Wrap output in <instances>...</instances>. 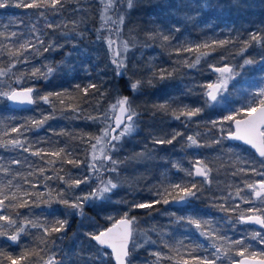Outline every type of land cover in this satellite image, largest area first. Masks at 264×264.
Instances as JSON below:
<instances>
[{"label":"trees","instance_id":"trees-1","mask_svg":"<svg viewBox=\"0 0 264 264\" xmlns=\"http://www.w3.org/2000/svg\"><path fill=\"white\" fill-rule=\"evenodd\" d=\"M16 2L17 0H9V7L0 8V32L23 33L22 42L30 33L31 24L35 22L45 34L46 44L54 40L62 47L55 51L44 52L42 55L36 54L35 51L26 53L30 62L17 64L9 76L0 78V90H9V86H4L6 81H10L16 88L22 86V83L16 82L13 73L20 75L34 67L45 72L47 66H51L55 70L47 79H35L32 83L41 95L64 93V104L61 105L58 100L52 98L53 104L40 101L31 108L16 110L10 107L6 97L0 96V140L6 141L19 136L22 140L26 139L33 150L42 148L45 152H52L65 149L66 152L71 153L68 159L76 160L77 164H61L57 158L45 156L42 159L32 155L31 152L0 146V163L9 167L11 173L19 172L22 176H27L30 181V183H25L19 177L0 172V186L12 179L14 184L27 185L31 187L32 193L42 194V196L33 195L31 198H26L29 199L28 207L5 209L4 212L14 219L19 217L18 223L24 218L46 222L59 217L72 221L65 232L53 233L47 237V243H41L42 233L36 228H29L26 234L22 233L18 244L0 237V252L13 257L25 251L39 253V255L29 256L24 264H44L52 255H55L60 264H65L66 253L74 250H81L85 254L95 251L94 241L84 239L81 234L74 237L76 220L71 216L66 217L68 209L58 202L57 193H62L65 199H72V193L76 188H68L57 179L46 161L57 159L55 169L65 179L69 177L82 179L90 175L92 173L89 169L90 146L86 136L83 141L79 137L85 134L98 136L107 125L113 126L115 116L111 106L124 96L130 99L139 115L134 117L135 131L126 137L127 143L123 151L125 158L120 163L123 169L120 173L123 186L112 196L115 204L111 208H104L100 213L94 212L99 228H107L117 220L118 214L125 209L121 201L154 200V195L150 190L164 188L163 185L154 184L160 177L163 176L165 180V176L169 173L170 176L177 175L179 170L173 166L175 164H179L182 169L192 170L195 161L199 158L208 162L209 167L213 168L210 175L212 184H203L202 177L189 176L190 180L186 182L197 183L198 187L203 184V191L198 193L197 197L192 198L194 209L197 210L188 213L193 215L194 219L217 218L216 224L222 231L227 234L232 232L230 233L231 239L250 236L252 230L264 232L262 229L247 224L234 225L230 230L224 218L228 216L235 219L236 213H224L215 206L222 202L215 200V197H219L223 192L234 191L239 184L243 185V180L246 178L251 183L264 179V177L250 172L232 175V172L246 165L238 163L231 153L223 148L229 146L228 141L226 143L221 141L220 144L212 143L217 139L213 135L214 127L210 123L215 118V111L211 109L212 102L205 103L207 97L203 87L207 85L210 78L218 79L220 75L210 65L215 67L229 65L237 74L231 86L228 87L226 99L233 101L236 96L248 97L250 91L255 92L254 87L257 85L255 82L257 83L264 75V43L251 41V46L246 51L241 52V49L245 42L250 41L251 33L264 34V0H207L214 7L199 14L196 9L188 8L187 5L201 4L204 0H138V6L126 13L122 30L118 33L113 30L117 27L116 25L111 21L106 24L102 19V0H70L65 10L58 14L46 11V17H39L36 9L15 7ZM108 15L115 20L117 14L109 12ZM186 15L194 16L195 19L187 20ZM73 20L77 21V25L74 26L71 23ZM49 22L60 24L61 27L55 30L48 29L46 24ZM174 27H179L180 31H173ZM155 29L163 30L165 34L170 35L171 43H166L159 38L149 40L147 33ZM78 33H83V35ZM110 34L116 36L115 41L118 45L123 40L129 41L130 50L127 52L129 71L125 77H118L114 74V65L111 64L112 52L108 49L106 39ZM221 40H227L230 43L224 46L217 45L215 51L202 48L201 51H209L210 54L202 56L200 63L195 67H188L184 62L192 63L198 53L181 51L178 54L176 51L180 48H195L196 45L212 44L213 41ZM133 42L135 47H131ZM15 43L16 38L4 40L0 37V44L11 47ZM245 59H252L255 63L241 67ZM10 62L11 58L7 51L0 49V67H7ZM160 69H165L172 74L166 75L163 80L152 76L153 71ZM129 77L142 81L152 79V85L144 83L139 91L133 92L127 87ZM89 84H95L96 88L89 89L87 93L76 88V85H79L80 89H84ZM165 102L168 103L170 109H178L187 105L189 107L201 106L204 111L195 117L194 121L197 124L194 125L186 117L181 116L177 120L171 111H161L155 107ZM206 105L208 107L205 108ZM73 108L79 110L73 111ZM48 116L51 118L47 119L42 127L22 129V135L11 132L12 127H20L28 121ZM89 116L98 117V119H87ZM191 130L199 134L197 139L202 145L211 146L189 147V142L185 141V133ZM5 131L9 133L8 136L3 135ZM174 132H181L183 135L172 144L159 145L153 142L155 139H170ZM194 149L195 151L204 150V153L201 151L203 154L195 158L192 154ZM248 152L255 161L260 160L251 150ZM140 153H144L147 158L133 159ZM14 159H19L22 163L20 165L11 164ZM255 166L259 170H264L260 169L259 163ZM40 167L46 169L45 176H53V179L38 178V174L28 175L30 171L35 172ZM181 175H184L183 171L178 173V176ZM49 189H51V195ZM62 189L63 192H61ZM246 191L248 190H245L242 195L251 198L247 197ZM238 202H240L241 209L251 207V204H245L238 199L228 201L233 205ZM256 204L258 205L259 201H256ZM164 206L167 207V204L160 203L152 209H143L141 212L133 211L138 219H147L149 223L145 230L139 229L140 232L147 233V236L142 235L144 239L150 238L156 243L143 242V246L133 252L132 264H156L153 252H160L164 257H173L172 259H161L159 264H177L180 256L186 257L185 251L179 249L177 245L179 238L186 234L182 223L178 225L169 223L170 220L167 218H163L160 222L161 215L158 213H161ZM86 209L91 208L86 207ZM144 210L148 212L143 213ZM153 213L157 216L156 218L150 216L153 217L150 221L148 215H153ZM179 217H183L182 214ZM7 230L11 231V229ZM79 243L85 244L86 247H80ZM164 243L178 249L180 255L164 247ZM251 250L264 251V245L253 241ZM4 264L8 262L5 260ZM106 264H115V262L110 258ZM220 264H230V261L223 259Z\"/></svg>","mask_w":264,"mask_h":264},{"label":"snow or ice","instance_id":"snow-or-ice-1","mask_svg":"<svg viewBox=\"0 0 264 264\" xmlns=\"http://www.w3.org/2000/svg\"><path fill=\"white\" fill-rule=\"evenodd\" d=\"M70 0H17L15 7L18 8H31L36 9L37 15L39 17H46V11H51L53 14H58L65 10L67 4ZM103 2V15L102 19L107 24L111 21L117 27L113 29L117 33L122 30V25L125 22L126 13L132 10L134 7L138 6V0H102ZM9 7V0H0V8ZM188 8H194L197 10L198 14L206 11L214 5L204 0L201 4H189ZM123 9V11L121 10ZM109 12L116 13V19L112 20V17L108 15ZM187 20H194V16L186 15ZM71 23L75 26L77 21L73 20ZM65 27L67 25H64ZM48 29L55 30L56 28L61 27L60 24L55 22H49L46 24ZM173 31L179 32V27H174ZM83 35V33H78ZM24 34H18L13 31L10 33L0 32V37H3L4 40H11L16 38V43L9 47L6 44H0V49L6 50L8 56L11 58V62L7 67H0V78L9 76V73L12 72V69L16 67L17 64H27L29 63L28 56L26 53L35 51L36 54L42 55L44 52L55 51L62 47L54 40H50L47 44L45 43L44 33L41 29L37 27V24L33 22L31 24V31L27 34V38L23 39L21 42V36ZM66 35V34H65ZM149 40H155L157 38L161 39L166 43H171L172 37L168 34H165L163 30L155 29L147 33ZM99 39V37H98ZM108 48L112 52L111 64L114 65V74L118 77H125L129 71L127 64V55L126 53L130 50V44L128 40H123L117 45L116 41L111 38L109 35L106 37ZM251 41L256 43H264V34L260 32L251 33L250 41L245 42L244 47L241 49V52L246 51L248 47L251 46ZM230 43L227 40L213 41L212 44H202L196 45L195 48L186 47L176 49L177 53L181 51L187 52H196L195 60L192 63L187 64L188 67H195L200 63L202 56L209 55V51H201V49H211V51L216 50V46H224ZM131 47H135V43L131 44ZM255 61L252 59H245L243 65H252ZM213 70L219 73V77L216 82L209 83L204 85L205 95L207 100L206 104L210 102H216L218 96L227 90L229 81L232 80L237 74L234 71V68L229 65L223 67H215L210 65ZM54 68L47 66L45 72H41L39 68H32L27 72H22L20 75L15 76L17 83H23L24 79H47L53 72ZM172 73L167 72L165 69H160L152 72V76L157 77L160 80H163L167 76H170ZM144 83L152 85V79L147 81H142L139 79H133L132 77L128 78L127 87L133 91H139ZM76 88L80 91L87 93L89 89H95V84H89L86 88L80 89L79 85H76ZM35 93V95H34ZM0 96L6 97L8 100L21 105H33L37 104L40 101H43L45 104H53V99L59 101L61 105L64 104V93L55 92L49 93L47 95L39 94L38 90L35 87L27 86L19 90L16 88H11L9 86L8 91L0 90ZM258 97V98H257ZM113 111L119 112V115L114 118L115 127L107 125L104 129L101 130L100 135L90 136L85 134L84 136L79 137L82 141L87 137V142L90 146V164L89 169L94 174L101 173V169L106 172L115 174V178L109 177L104 179L101 175L97 176L98 183L94 190L88 191L84 195H78L75 198L69 200L63 198L62 193H57L58 202L63 204L68 211L66 212V217L71 215H78L84 217L85 206L90 207H100L106 203L112 201V195L114 194L117 188L123 186V181L119 177V164L122 163L120 160L113 159L112 153L118 150V145L120 140L126 136L130 135L135 131V122L134 117L139 114L135 111L132 106V102L127 96L121 97L117 100L112 106ZM161 111H171L175 119L179 120L181 116L191 119L200 115L203 111L201 107H189L187 105L178 108L170 109L167 102L164 104L156 105ZM78 108H73V111H78ZM245 113L244 119H236L235 115H228L224 117V121H232L235 124L234 129H229L225 132L223 127H220V138L212 141L213 144H220L222 139L234 140L243 142L245 145L251 146L255 149L261 158L258 162L253 160L242 161L249 165L248 168L240 167L237 171L232 172L233 176L239 174H248L249 172L261 177H264V170H259L255 164L259 163L260 169H264V86L260 87L258 92L253 95L251 104L246 109H241ZM51 116L44 117L39 120H31L22 124L20 127H12V133H18L22 135V129L30 128H39L44 125L47 119ZM90 120H96L98 117H87ZM224 121H211L210 123L215 128L218 125H222ZM121 125L123 127L121 128ZM116 129H120L116 133ZM4 136H8L9 133L5 131ZM183 135L181 132H174L170 139H155L153 142L155 144H172L179 136ZM196 135H189L186 137V140L189 142V147H204L211 145H202L197 139ZM94 141V142H93ZM0 146L5 148L20 149L23 152H31L34 156H39L42 159L45 156L51 158L59 159L61 164H77V161L74 159H68L71 156L70 152H66L65 149H59L57 151L45 152L44 149L38 148L33 150L32 146L28 143L26 139L22 140L19 138H13L9 140H0ZM229 152H234L232 148L228 149ZM63 154V156H62ZM147 158L144 153L137 154L136 158ZM57 159H48L46 163L52 169L55 177L62 181L68 188H79L81 184H88L90 182V177H84L82 179H73L69 177L65 179L59 174V171L55 169V164ZM239 159V158H238ZM110 162V166L108 165ZM22 163L19 159H14L11 161V164L20 165ZM178 170L185 171L180 167L179 164L173 165ZM31 167V166H29ZM213 171V168L209 167V163L204 160L195 161L194 168L192 170H186L188 176H198L203 178V184H212L210 175ZM0 172L6 175H13L14 177H19L24 180L25 183H30L27 176H22L21 173L15 172L11 173L9 167H5L4 164L0 163ZM46 169L43 167L37 168L35 172L30 171L29 176H34L38 174L39 177H43L45 180L53 179V176H45ZM203 184L198 187L197 183H173L168 187L162 189H152L150 190L152 194L157 199L154 200H144L136 201L135 199L132 202L121 201L128 204L129 210L136 209H152L156 204L170 203L169 197H171V202L177 204H185L189 201L190 198H195L198 196V193L203 191ZM36 187V185H33ZM47 187V185H45ZM231 187V186H229ZM14 189V190H13ZM247 191V197L242 195V193ZM49 194L51 195V189H49ZM33 195H41L40 193H32L28 190L22 188L19 184H14L12 179H9L6 184L0 186V213L5 209H16L24 208L29 206V199ZM215 200L222 201L221 203L216 204L215 206L219 211L224 213H236L235 219L226 216L225 222L229 225V229L237 224H253L258 225L260 229L264 230V179H261L256 182H248L247 180L243 181L242 187H236L234 191L228 192L227 195L215 197ZM232 199H238L245 204H251L253 206L246 209H241L240 204H229L228 201ZM7 201V203H5ZM256 201H259V204H256ZM54 215V213H53ZM174 215V214H173ZM19 217L14 219L11 215L0 214V221L3 223L0 224V237L6 238V240L18 244L20 236L22 233H27L29 228H36L41 231V243H47V237L51 236L53 233H62L67 230L68 219H55L51 222H38L33 221L28 218L20 220L18 223ZM112 219V217H109ZM183 220V217L178 218ZM188 224L193 225L196 230H198L199 235L204 237L207 241L206 244L201 243L197 244L196 248H187V256L189 258H184L180 256V259L177 260V264H219L223 259L230 261V264H264V251L257 252L252 249V242H256L259 245H264V232L252 230L250 236H244L239 239H231L226 233H224L219 226H217L211 219H194L189 218ZM139 221L136 216H130L129 212H125L120 219L116 220L112 227L98 232H89L86 233V237L89 241L95 242V251H89L86 254L81 250H74L71 253L65 254V264H106L107 259L111 256L114 257L116 264H132L131 256L133 252L143 246L139 237L141 235L147 236V233H141L139 230ZM7 229H11L8 231ZM155 231V229H152ZM246 240L248 241L246 243ZM54 243V241H53ZM144 243L155 244L156 241H152L150 238L144 241ZM183 245V242H181ZM131 245V249H130ZM91 248L92 245L90 244ZM164 247L169 248L171 251H175L177 255H180L179 250L175 247L164 243ZM43 249H41L42 251ZM108 250H111L110 252ZM196 250H202L204 255H193V252ZM39 255V253H33L31 251H25L19 256L13 257L12 255H6L3 252H0V264H4L6 260L8 264H24L31 255ZM247 254V255H246ZM152 255L156 257V264H159V261L164 258L172 259L173 257H164L160 252H153ZM238 257L239 259H235ZM43 259V257H41ZM44 264H60V261L56 260L55 255L49 256L48 260Z\"/></svg>","mask_w":264,"mask_h":264},{"label":"rangeland","instance_id":"rangeland-1","mask_svg":"<svg viewBox=\"0 0 264 264\" xmlns=\"http://www.w3.org/2000/svg\"><path fill=\"white\" fill-rule=\"evenodd\" d=\"M110 36H111V38L113 40H116V36H114V34H110ZM116 43H117V41H116ZM126 55H127V53H126ZM256 80H259V78H256ZM216 81H217V78H210V80L206 84L214 83ZM233 81H234V79H232V80L229 81L228 87L231 86L230 84H232ZM32 82H35V79H27V78H25L24 79V82L22 83V86L20 88L27 87V86L35 87V84L32 83ZM255 84H257L254 87L255 88V92L257 93L258 90H259V88L262 87V86H264V75H263V77L257 83L255 82ZM4 86H6V87L10 86L11 88H16V87H14L15 85H12V83L10 81H6L4 83ZM228 87H227V90H228ZM227 90L226 91H223L218 96V99H217L216 102H212L211 109L215 111V118H214L215 121H224V117H226L228 115H235L236 118H238V117H244L245 116V113L243 111H241V109H246L251 104L253 95L255 94V92L250 91L248 97L243 96L242 98H239V97L236 96L233 101H228L226 99ZM197 107H201V106H197ZM206 107H208V105H206L205 108ZM209 109H210V106H209ZM115 115H116V111H114V116ZM194 119H195V117H192L191 119H188L187 118L188 121H190L192 124L195 125L197 123H195ZM181 127H182V125H181ZM220 127H223L225 129V132H227V130L233 129V122L232 121H224L222 125H218L217 127H215L213 129L214 130L213 135L216 136L217 139L220 138ZM185 134H186V137H187L189 135H195L196 132H194V131L191 130L189 132H186ZM126 137H127V135L124 136L120 140L119 145H118V150L112 153L113 159H116V160H120L121 161L123 158H125V155H123V151H124V146L127 143ZM185 141L188 142L187 140H185ZM221 141H223V143H224V141H225V143H226V141H228L229 142V146L223 147V148L225 150H227V151H228L229 148H232L234 150V152H230L231 155H232V157L234 159H236L238 163H242L243 165H246L245 168H248L249 167L248 164L242 162V161H245V160H253V157L248 152V150H250L249 147H247V146H245L243 144L236 145V143H231L228 139H222ZM240 145H242L244 147H241ZM245 147L248 150H246ZM193 148H196V147L193 146ZM201 151L204 153V150L195 151V149H194V153H192L193 154V157L196 158V157L202 155L203 153ZM197 160H200V159L198 158ZM108 165L110 166V162H109ZM183 169L185 170V171H183L184 175L178 176V173L181 172L179 170V172L177 173V175L170 176L171 174L169 173V175H166L165 176V178H166L165 180H163L164 177L162 176L154 184L155 185L157 184V186L158 185H160V186L163 185L164 187H168L170 184H173V183H181L182 185L183 184H187L186 181H189L190 180L189 176L186 174V170H188V169H185V168H183ZM122 170H123L122 169V166L119 164V177L120 178H121L120 173L122 172ZM96 175L97 176L98 175H101L104 179H107L109 177L115 178V174L110 173V172L103 171V169H101V173H99V174H92L91 173L90 175L87 176V177H90V182L88 184H83L79 188H76L75 189V192L72 193V199L75 198L78 195H84V194H86L90 190H94L95 187H96V185H97V183H98V179H97V176ZM245 180H247L249 182V179L248 178H246ZM17 184L21 185L23 189L32 192L31 187H29L27 185L25 186V185H23L21 183H17ZM242 186H243L242 184L241 185L240 184L238 185V187H242ZM119 189L120 188H117L115 190L114 194ZM63 191L64 190L62 189L61 192H63ZM227 194H228L227 192H223L222 194H220V196H224V195H227ZM153 198L157 199L158 197H155L154 196ZM69 200H71V199H69ZM169 200H170V203L167 204V207L164 206V208L161 209V213H158L159 215H161L160 222H161V220L163 218H167L168 220H170L169 223H176L177 225L179 223H182L183 230H184V232L186 234L184 235V237L179 238L180 240L177 241V245H178V248L179 249H183L185 251V255H186L187 254V248L188 247L196 248V245L197 244H201V243L206 244L207 241L205 240L204 237H202V236L199 235L198 230H196L193 225H190L187 222L189 218H193L192 217L193 215H190V213H188V212H191L192 210H194V211L197 210V209H194L195 207H194V202H193L192 198H190L189 201L186 204L181 205V206L176 205L175 202H171V199L170 198H169ZM233 200L234 199L229 200V201H233ZM239 203L240 202H238V204ZM114 204H115V202H114V199L112 198V201L110 203H106L103 206V208H100V207H90V206L86 205L85 206V213H86V215L84 217H80L78 215H71V218H75V220H76L75 225H74L75 227L73 226L74 227V232H75L74 237L79 236V234H81L82 237H84V239H88L85 234L86 233H89V232H92V229H93V232H98V231H102V230L106 229V228H99V225H97L96 220L94 218V212L100 213V211H102L104 208H108V207L111 208L112 205H114ZM123 205H125V209H122L121 212L118 214L119 217L117 218V220L119 218H121V216L125 212H129V215L130 216H136L133 213V211L141 212L143 210V209H136V210H131L130 211L129 208H128V204L123 203ZM156 205H158V204H156ZM251 206H253V205H251ZM86 207H89L91 209L88 210V209H86ZM147 210H144L143 213L144 212H148ZM101 213H103V212H101ZM0 214L7 215L4 211L2 213H0ZM181 214H182V216L184 218L183 220H179L178 219V218H180L179 215H181ZM148 216H149L150 221H152L153 220V217L156 218L157 214L153 213V215L149 214ZM150 216H153V217H150ZM220 218H223V217H220ZM57 219H60V218L57 217ZM203 219H211V220L214 221L215 224L217 222V218H210V217H208V218H202V220ZM53 220L54 219H50V220H47L46 222H51ZM137 220L139 221V225H138L139 229L142 228V230H145V228L148 227L149 223H148L147 219H141V218L138 219L137 218ZM0 222H2V221H0ZM71 222L72 221L68 220V225L71 224ZM141 233L143 234L142 231H141ZM230 233H232V232H229L228 234L226 233V235H228L230 238H232V235ZM247 236H249V235H247ZM139 239H140L141 243H143L145 241V239H144V237L142 235L139 237ZM236 239H239V237H237ZM181 242H183V245L181 244ZM79 246L80 247H86L85 244H81V243H79ZM204 254H206V253H203L202 250H196V251L193 252V255H204ZM110 258L113 259V257L110 256L107 259V261L110 260ZM184 258H189V257L186 255V257H184ZM219 264H220V262H219Z\"/></svg>","mask_w":264,"mask_h":264},{"label":"water","instance_id":"water-1","mask_svg":"<svg viewBox=\"0 0 264 264\" xmlns=\"http://www.w3.org/2000/svg\"><path fill=\"white\" fill-rule=\"evenodd\" d=\"M17 90H19V89H21V88H16ZM8 100V99H7ZM8 103H9V105H10V107L11 108H13V109H16V110H23V109H27V108H31L33 105H21V104H16V103H14V102H12V101H10V100H8ZM119 115V112H118V110L116 111V115H115V117L116 116H118ZM244 118H246L245 116L244 117H238V118H236V119H244ZM113 127H115V124H114V122H113ZM123 127V125H121V128ZM235 128V124H234V122H233V129ZM120 131V129H116V133H118ZM231 143H236V144H243V145H245L243 142H240V141H234V140H229ZM245 146H247V147H249L250 148V150L258 157V158H260L259 157V155H258V153H256V151H255V149H253L251 146H249V145H245ZM261 159V158H260ZM176 205H178V206H181V205H184V204H177V203H175ZM186 204V203H185ZM120 219V218H119ZM114 224V223H113ZM113 224H111L109 227H107L106 229H108V228H110V227H112L113 226ZM247 225H252V226H254V227H256V228H259L260 229V227L258 226V225H253V224H247ZM106 229H104V230H106ZM103 231V230H102ZM130 247H131V245H130ZM109 251H111V250H109ZM113 260H114V262H115V264H116V261H115V259H114V257H113Z\"/></svg>","mask_w":264,"mask_h":264},{"label":"flooded vegetation","instance_id":"flooded-vegetation-1","mask_svg":"<svg viewBox=\"0 0 264 264\" xmlns=\"http://www.w3.org/2000/svg\"><path fill=\"white\" fill-rule=\"evenodd\" d=\"M198 177V176H197Z\"/></svg>","mask_w":264,"mask_h":264}]
</instances>
